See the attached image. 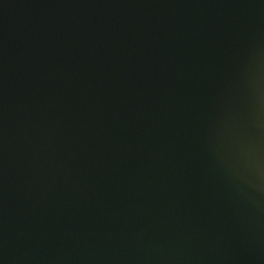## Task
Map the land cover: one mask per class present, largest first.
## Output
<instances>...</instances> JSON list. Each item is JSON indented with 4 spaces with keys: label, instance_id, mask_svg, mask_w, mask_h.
<instances>
[{
    "label": "water",
    "instance_id": "water-1",
    "mask_svg": "<svg viewBox=\"0 0 264 264\" xmlns=\"http://www.w3.org/2000/svg\"><path fill=\"white\" fill-rule=\"evenodd\" d=\"M0 264H264V0H0Z\"/></svg>",
    "mask_w": 264,
    "mask_h": 264
}]
</instances>
